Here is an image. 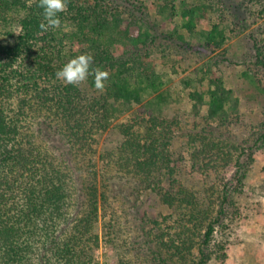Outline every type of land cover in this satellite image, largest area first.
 <instances>
[{
    "label": "trees",
    "instance_id": "16d2710c",
    "mask_svg": "<svg viewBox=\"0 0 264 264\" xmlns=\"http://www.w3.org/2000/svg\"><path fill=\"white\" fill-rule=\"evenodd\" d=\"M66 2L58 14L61 27L42 32L39 0H0V32L12 14L20 25L13 42L0 39V264H95L100 213L103 236L118 243L122 212L144 205L146 193L171 211L146 215L151 226L142 225L140 235L120 243L118 264L225 259L226 240L220 237L241 214L238 197L255 151L264 148V124L253 144L240 141L230 128L239 98L215 78L206 93L190 92L201 118L184 130L179 118L164 114L169 79L149 55L184 41L182 30L195 34L208 11L223 5L244 25L262 19L255 46L264 69V0H150L160 23L152 20L149 0ZM168 19L172 28L165 30ZM207 31L217 44L225 38L220 23ZM83 53L93 57V68L109 72L103 92L92 75L78 86L56 78ZM138 104L148 113L134 111L120 120L122 142L100 151V137L113 119ZM98 153L105 161L102 172ZM186 155L192 172L229 173L218 194L216 186L206 185L210 194L203 199L180 180Z\"/></svg>",
    "mask_w": 264,
    "mask_h": 264
},
{
    "label": "rangeland",
    "instance_id": "374dc122",
    "mask_svg": "<svg viewBox=\"0 0 264 264\" xmlns=\"http://www.w3.org/2000/svg\"><path fill=\"white\" fill-rule=\"evenodd\" d=\"M148 4L152 20L160 23L163 19L158 15L156 6L150 0ZM217 6L215 10L208 11L209 14L204 20L198 22L195 34L191 35L182 30L185 34L184 41L172 43L165 52L152 51L149 55L154 61L153 64L164 71L169 79L163 86V91L168 95L164 114L170 118H179L185 126L184 130L197 126L195 122L201 116L196 115L192 109L193 99L190 97V92L199 90L206 93L211 84L215 86L212 83L215 78L223 79L226 87L239 98V109L232 117L230 128L240 141L250 139L253 144L259 133L263 131L264 124V69L257 64L255 46V36L258 37L260 34L259 25L262 19L244 25L235 20L227 6ZM10 20L9 26L2 30L5 32H0V39L5 42H13L17 33H20L18 15L12 14ZM213 22L220 23L225 33V38L221 39L220 44L207 37V30H210ZM171 24V20L168 19L162 26L168 30L172 28ZM156 49L159 50L158 47ZM245 71L255 77L259 88L251 86ZM85 88L91 91L88 83H85ZM208 98L209 95L206 94L205 99ZM201 110L205 113L207 105H203ZM134 111L145 115L149 110L144 105L138 104L129 112L113 119L110 127L100 137L98 145L100 151L116 147L122 142L123 135L117 129V123L131 116ZM182 132L184 134L187 131ZM95 157L102 172L105 161L99 153ZM228 175V172L223 174L214 171L206 174L192 172L189 157L186 155L179 178L185 185L195 189L201 198H208L207 194H210V191L207 193L206 185L216 186L215 194H218L222 182ZM141 197L145 198L144 205L137 208L135 205H129L131 211L125 214L122 212L123 209H120L122 214L119 225L122 237L118 243L109 242L103 236L105 217L100 213L98 230L101 237L98 247L94 250L95 264H118L120 254L123 253L120 243L124 239L130 241L140 235L142 225L146 228L150 225L148 220L144 222L147 219L146 215L154 217L171 211L149 193ZM238 200L241 214L230 224L226 236L220 237L226 240L227 257L225 259L213 257L209 264H264V148L255 151L244 179V192ZM125 252L126 250L124 255ZM128 254L133 261L137 260L135 253H130L128 250ZM136 263L140 262L137 260Z\"/></svg>",
    "mask_w": 264,
    "mask_h": 264
},
{
    "label": "clouds",
    "instance_id": "9594fccd",
    "mask_svg": "<svg viewBox=\"0 0 264 264\" xmlns=\"http://www.w3.org/2000/svg\"><path fill=\"white\" fill-rule=\"evenodd\" d=\"M38 6L43 10V19L39 23V29L46 32L49 29L61 27L59 13L66 11V0H39ZM19 35V33H17ZM93 57L88 53L80 54L70 59L59 71L56 78L66 84L80 85L87 80L89 75L94 77L95 88L103 92L105 81L109 78V72L101 67H92Z\"/></svg>",
    "mask_w": 264,
    "mask_h": 264
}]
</instances>
